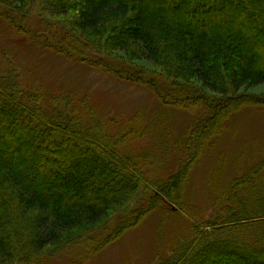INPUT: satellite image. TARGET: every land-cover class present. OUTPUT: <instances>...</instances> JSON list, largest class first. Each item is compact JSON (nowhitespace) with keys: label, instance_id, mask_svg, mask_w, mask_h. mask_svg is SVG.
<instances>
[{"label":"trees","instance_id":"1","mask_svg":"<svg viewBox=\"0 0 264 264\" xmlns=\"http://www.w3.org/2000/svg\"><path fill=\"white\" fill-rule=\"evenodd\" d=\"M70 13L71 23L54 21ZM7 37L121 81L131 76L165 106L208 104L213 114L189 127L185 150L190 138L199 150L218 135L233 110L264 106L238 93L264 84V0H0ZM116 52L155 71L140 80L115 72L106 58ZM15 68L0 52V264H85L142 225L156 203L184 209L198 153L156 178L147 169L160 160L137 146L148 128L117 126L84 99L28 85ZM215 211L150 264H264V160L232 179Z\"/></svg>","mask_w":264,"mask_h":264},{"label":"rangeland","instance_id":"2","mask_svg":"<svg viewBox=\"0 0 264 264\" xmlns=\"http://www.w3.org/2000/svg\"><path fill=\"white\" fill-rule=\"evenodd\" d=\"M75 18V13H70L54 21L71 23ZM249 43L256 44L257 41L250 35ZM261 45L264 46V39ZM0 52L17 66V74L26 77L28 85L64 96L73 104L84 99L97 116L115 122L117 126L135 120L141 128H148L143 139L139 137L137 146L141 147L139 151L146 148L145 153L156 156V163L160 160L158 167L147 169L152 170L154 177L173 174L185 164L182 163L185 158L198 153L184 182V209L172 208L170 212L156 203L157 211L142 225L127 232L102 255L85 264H150L161 253L171 250L170 242L189 233V226L196 224L195 219L202 221L210 215L215 216L216 207L222 205L232 179L246 175L264 160V106L260 104L233 110L222 121L223 129L218 135L204 142L199 150L196 149L198 141L190 138L189 148L185 150L189 127L213 114L208 104L186 109L162 105L148 87L131 82V76L128 77L130 82L121 81L89 65L35 53L8 37L0 38ZM108 57L106 61L113 65L115 72L137 73L139 80L144 71H155L152 63L131 54L116 52ZM203 91L208 97L212 95L206 89ZM238 93L243 97L264 98V84L241 88ZM180 148L181 155L178 154ZM50 164H53L52 160L47 161V165ZM54 264H69V258Z\"/></svg>","mask_w":264,"mask_h":264}]
</instances>
